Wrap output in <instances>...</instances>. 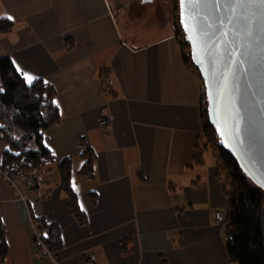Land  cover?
Returning a JSON list of instances; mask_svg holds the SVG:
<instances>
[{
	"label": "crops",
	"instance_id": "crops-1",
	"mask_svg": "<svg viewBox=\"0 0 264 264\" xmlns=\"http://www.w3.org/2000/svg\"><path fill=\"white\" fill-rule=\"evenodd\" d=\"M131 3L0 0V19L14 21L0 32V58L10 56L26 80L43 79L56 91L61 119L45 131V143L57 160L72 159L80 214L56 170L30 189L10 183L0 141L5 264H51L35 251L37 220L58 225L60 264H232L214 216L227 200L215 155L209 149L194 160L204 128L201 77L188 68L175 23L174 32L162 22L135 32L123 24ZM103 68L114 95L101 84ZM82 137L94 155L89 176L81 173Z\"/></svg>",
	"mask_w": 264,
	"mask_h": 264
},
{
	"label": "trees",
	"instance_id": "trees-1",
	"mask_svg": "<svg viewBox=\"0 0 264 264\" xmlns=\"http://www.w3.org/2000/svg\"><path fill=\"white\" fill-rule=\"evenodd\" d=\"M174 2L177 9V0ZM13 26V20L0 19L1 33L10 32ZM182 44L184 59L189 62L190 47L184 40ZM109 76V69L100 71L103 88L114 95ZM43 82V79L26 80L10 56L0 58V133L3 134L1 141L7 145L2 152V169L8 170L10 175H14V167L27 174L32 170L39 173L56 170L71 210L80 216L77 195L71 185L72 159L57 160L45 143V131L60 121L61 113L55 89L45 88ZM209 149L215 155L217 172L227 195L225 235L229 260L232 264H264V192L248 179L236 160L218 143L216 131L205 113L203 135L195 144V162L201 163ZM81 155L84 158L81 173L89 176L94 155L89 147ZM34 222L49 252L59 260L63 241L58 225L43 220ZM126 245L123 243V253L130 251ZM7 253V231L0 216V264L6 263Z\"/></svg>",
	"mask_w": 264,
	"mask_h": 264
},
{
	"label": "water",
	"instance_id": "water-1",
	"mask_svg": "<svg viewBox=\"0 0 264 264\" xmlns=\"http://www.w3.org/2000/svg\"><path fill=\"white\" fill-rule=\"evenodd\" d=\"M150 2L153 0H142ZM219 144L264 192V0H178Z\"/></svg>",
	"mask_w": 264,
	"mask_h": 264
},
{
	"label": "built area",
	"instance_id": "built-area-1",
	"mask_svg": "<svg viewBox=\"0 0 264 264\" xmlns=\"http://www.w3.org/2000/svg\"><path fill=\"white\" fill-rule=\"evenodd\" d=\"M175 32L176 35L179 37V39L181 40V42L184 39V32L180 26V22H179V3L177 0V9H176V13H175ZM188 68L192 71L197 72V69L194 65V63L190 60L188 62ZM198 73V72H197ZM45 82V81H44ZM45 88L50 87V84L48 82H45V84L43 85ZM207 97H206V89L204 86V83L201 79V84H200V109H201V113H202V117H203V123H204V115L205 113H207ZM108 123L107 119H102L100 121L101 126H105ZM3 138V134L0 133V140H2ZM218 143H219V139H218ZM89 147V142L86 138L82 137L79 141V148L81 150V152L85 151L87 148ZM3 175L5 176V178L12 184H17L19 183L20 187L22 190H26V189H30L32 187H34L36 185V182L42 177V173L37 172L36 170H32L30 171V173H25V172H18V170L14 167L13 172L16 173L18 172L17 178L14 175H10L8 170H1ZM227 199V197H226ZM215 218L219 221V223H221V227L226 226L227 224V220H226V205H225V209L222 210H218L214 213ZM33 232H34V246H35V251L36 254L39 258H44V257H49L51 260V264H60L59 260L57 258H55L48 250V248L46 247V245L44 244L42 237H41V231L38 229V227L36 226V223H34L33 221ZM86 264H95V260L92 258L89 261L86 262Z\"/></svg>",
	"mask_w": 264,
	"mask_h": 264
},
{
	"label": "rangeland",
	"instance_id": "rangeland-1",
	"mask_svg": "<svg viewBox=\"0 0 264 264\" xmlns=\"http://www.w3.org/2000/svg\"><path fill=\"white\" fill-rule=\"evenodd\" d=\"M175 4L176 2H174V0H153L150 2H143L142 0H132V3L130 4V8H129V16L131 20L128 21L129 23L126 22L123 24L124 25L126 24V26L130 25V28H132L131 30L135 32L137 30H141L142 27L149 29L150 26H155V24L159 25L158 22H162L167 26L169 25V27H171L172 29V32H174L175 13H176ZM147 11H148L147 20L144 21L143 15L146 14ZM155 18L157 20V23H155ZM43 84H45V82H43ZM17 175L18 172L14 173V176L16 178ZM16 185L19 186V183H17Z\"/></svg>",
	"mask_w": 264,
	"mask_h": 264
},
{
	"label": "snow or ice",
	"instance_id": "snow-or-ice-1",
	"mask_svg": "<svg viewBox=\"0 0 264 264\" xmlns=\"http://www.w3.org/2000/svg\"><path fill=\"white\" fill-rule=\"evenodd\" d=\"M9 19H12L11 17H9Z\"/></svg>",
	"mask_w": 264,
	"mask_h": 264
}]
</instances>
